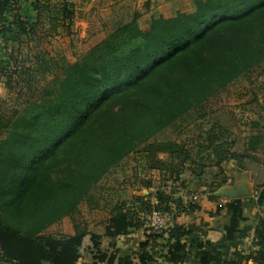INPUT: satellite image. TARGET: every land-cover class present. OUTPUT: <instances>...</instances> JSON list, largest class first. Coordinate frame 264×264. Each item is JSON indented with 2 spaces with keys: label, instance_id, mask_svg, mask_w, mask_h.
Instances as JSON below:
<instances>
[{
  "label": "trees",
  "instance_id": "obj_1",
  "mask_svg": "<svg viewBox=\"0 0 264 264\" xmlns=\"http://www.w3.org/2000/svg\"><path fill=\"white\" fill-rule=\"evenodd\" d=\"M18 1L0 0V75L9 66L1 51L9 42L20 36L31 39L39 25L50 30L66 26L73 15L68 0H33L31 14L22 16ZM13 50L8 51L16 56ZM263 70L264 0H194L191 11L152 17L145 29L135 16L117 23L71 63L54 61L45 50L16 62L5 83L21 78L25 88L15 105L0 107V264H75L86 255L89 263L83 264L112 263L118 237L142 227L152 210H186L174 197L175 190L185 188L171 161L175 157L182 164L189 160L218 168L233 161L236 172L255 178L261 161L233 150L228 137L216 133L196 142L155 144L153 150L170 159L161 170L172 181L163 184L168 191L163 187L151 194L155 203L142 195L126 198L122 192L117 199H104L96 190L101 179L148 139L189 111L204 115L209 99L236 79ZM47 75L52 81L38 89L36 76ZM256 190L248 200L228 199L217 208L227 215L225 239L238 233L243 245L250 238L248 252L235 249L237 260L227 264L247 259L264 264V216L249 209L254 204L264 212V183ZM81 204L108 209L103 234L80 221ZM65 217L73 223V235L45 233ZM190 230L172 223L166 233L147 234L137 262L127 258L123 264H152L145 247L156 239L165 241L167 255L180 259L190 251L181 241ZM192 243L209 245L195 239L188 247ZM198 262L217 264L218 259L206 249Z\"/></svg>",
  "mask_w": 264,
  "mask_h": 264
},
{
  "label": "rangeland",
  "instance_id": "obj_2",
  "mask_svg": "<svg viewBox=\"0 0 264 264\" xmlns=\"http://www.w3.org/2000/svg\"><path fill=\"white\" fill-rule=\"evenodd\" d=\"M72 3L73 15L66 26L50 30L49 26L39 25L31 39L20 36L17 41L8 43L6 52L8 68L0 75V107H11L19 98L21 87L25 84L21 78L13 77L11 84L6 85V78L15 69V63L22 61L36 51L45 50L54 61L71 63L85 54L96 43L104 39L117 23L126 22L136 17L140 28L145 29L152 17H170L177 11L189 12L193 9L194 0H68ZM13 47L17 51L11 55L8 50ZM12 57V58H11ZM36 85L41 88L50 83L52 75L45 79L36 76ZM204 115L189 111L171 123L161 132L148 139L139 148L124 158L97 185V193L105 198L117 199L122 192L123 197L132 195H151L157 189L168 191L163 184L171 183L162 174V165L170 159L156 153L155 144L185 143L203 140L207 134L224 133L232 143V149L246 152L258 158L262 165L253 181L248 182L249 198L256 195V186L264 183V70L258 75H249L236 79L219 94L209 99L204 106ZM4 135L0 131V138ZM181 158H173L172 164L183 179L185 188L175 190L176 194L186 195L202 193L200 185L223 182L229 185L234 177L242 178L235 170V162L228 161L216 166L189 160L183 164ZM258 177V178H257ZM150 183L149 188L144 183ZM169 185V184H168ZM232 185V186H233ZM207 189V187H202ZM211 190V188H209ZM215 189V188H214ZM149 193V194H147ZM102 204V200L100 201ZM249 209L264 216L263 209L250 204ZM99 210V209H98ZM107 210L100 211L103 215ZM79 217L87 216V206H79ZM80 219V218H79ZM65 223V224H64ZM68 218L62 219L59 227L52 225L45 230L47 234L60 233L69 224ZM66 225V226H65Z\"/></svg>",
  "mask_w": 264,
  "mask_h": 264
},
{
  "label": "crops",
  "instance_id": "obj_3",
  "mask_svg": "<svg viewBox=\"0 0 264 264\" xmlns=\"http://www.w3.org/2000/svg\"><path fill=\"white\" fill-rule=\"evenodd\" d=\"M33 0H19L17 5V11L22 16H29L31 14V3ZM1 42V39H0ZM6 56H4L5 58ZM245 172H239V175ZM258 178V177H257ZM235 183H238L237 177L235 175ZM248 182L253 181V179L248 178ZM223 186V185H222ZM202 193H193L186 195H175V198H180V205L186 207V210L178 211L175 219L172 223L181 225L185 228L190 227L191 232L182 238V242L186 243V249L190 250L178 260H173L170 255H167L165 248V241L161 239H156L152 242H148L145 247V251L151 256L152 264H199L198 254L206 249H210L211 252L217 257V264H227L232 261L237 260V256L234 251L243 249L244 253L248 252L250 247V238L243 239V245L240 244L241 238L238 233L233 235L232 240L225 239V230L223 225L227 222V215L225 209L217 208L220 205H224L228 198L221 195L213 193L214 189H204L203 186H199ZM257 193V192H256ZM149 194V193H147ZM127 198V197H126ZM130 198V197H129ZM108 199V198H105ZM143 200H148L150 203H155L156 200L153 195H145ZM86 206V205H85ZM107 210L103 215L99 216L100 211ZM252 212H255L254 210ZM87 216L80 217V221L83 222L86 228L96 234H103L105 226L107 224L108 209H88ZM65 217L63 219H66ZM69 224L61 232L65 235H73L74 228L73 223L70 218H68ZM65 224V223H64ZM66 226V225H65ZM241 223L239 228H242ZM198 242H209V245H203L202 247H197L192 243V247H188L191 240ZM147 240V236L143 233L141 227L134 229L131 232L122 234L117 240V256L112 263H101V264H123L127 258L137 262V256L141 253V244ZM103 247L106 246V242L102 244ZM253 248V247H251ZM254 249V248H253ZM89 263V257L86 255L79 258L75 264ZM238 264H256L251 259L240 260Z\"/></svg>",
  "mask_w": 264,
  "mask_h": 264
},
{
  "label": "built area",
  "instance_id": "obj_4",
  "mask_svg": "<svg viewBox=\"0 0 264 264\" xmlns=\"http://www.w3.org/2000/svg\"><path fill=\"white\" fill-rule=\"evenodd\" d=\"M177 213L174 210H152L143 219L142 231L145 235H160L166 233L172 225Z\"/></svg>",
  "mask_w": 264,
  "mask_h": 264
},
{
  "label": "water",
  "instance_id": "obj_5",
  "mask_svg": "<svg viewBox=\"0 0 264 264\" xmlns=\"http://www.w3.org/2000/svg\"><path fill=\"white\" fill-rule=\"evenodd\" d=\"M241 177L242 178L240 179V181H238V183H235L234 185L231 184L217 187L213 190V193L221 195L228 199L242 197L248 200L250 195V189L247 185V179L250 177L247 172L242 174Z\"/></svg>",
  "mask_w": 264,
  "mask_h": 264
}]
</instances>
